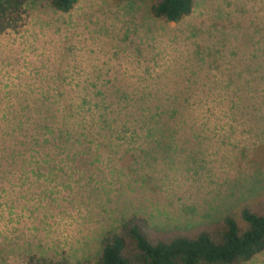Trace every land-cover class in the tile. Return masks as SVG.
Returning <instances> with one entry per match:
<instances>
[{
  "label": "rangeland",
  "instance_id": "rangeland-1",
  "mask_svg": "<svg viewBox=\"0 0 264 264\" xmlns=\"http://www.w3.org/2000/svg\"><path fill=\"white\" fill-rule=\"evenodd\" d=\"M151 2L27 0L0 33V119L22 105L51 129L38 161L0 167V264H94L132 216L189 230L264 195V0H193L176 23ZM57 103L87 132L57 130ZM96 103L176 114L104 130L85 111Z\"/></svg>",
  "mask_w": 264,
  "mask_h": 264
},
{
  "label": "trees",
  "instance_id": "trees-1",
  "mask_svg": "<svg viewBox=\"0 0 264 264\" xmlns=\"http://www.w3.org/2000/svg\"><path fill=\"white\" fill-rule=\"evenodd\" d=\"M26 1L0 0V33L20 27ZM77 1L50 0L53 8L60 12H68ZM192 9L193 0H152L150 4L151 15L166 22H179ZM19 107L20 114L17 116L11 113V116L0 119V129L8 143L0 153V167L4 165V169L25 161L24 154L32 155L29 163L38 161L32 153L48 143V130H51L49 122L24 117L26 110L22 105ZM170 107L173 105L149 107L142 104L96 103L85 105V111H94L89 121L97 120L100 128L121 131L126 121L120 118L146 116L145 119L176 114L175 110H167ZM55 108V113H60L56 123L60 128L57 126V130L87 132L86 127L75 117L74 109L71 111L66 106L60 108L58 103ZM116 121H119L117 128L113 125ZM144 128L147 130V127ZM87 141L92 144L90 139ZM0 172L3 177L4 172ZM263 251L264 195L255 202L242 204L215 220L189 230L155 231L144 218L132 216L120 226L118 232L102 239L94 264H243ZM40 264L85 263L59 259Z\"/></svg>",
  "mask_w": 264,
  "mask_h": 264
}]
</instances>
